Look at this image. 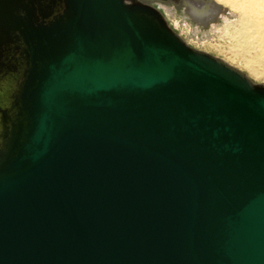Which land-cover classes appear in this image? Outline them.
<instances>
[{
    "label": "water",
    "instance_id": "water-1",
    "mask_svg": "<svg viewBox=\"0 0 264 264\" xmlns=\"http://www.w3.org/2000/svg\"><path fill=\"white\" fill-rule=\"evenodd\" d=\"M151 2L0 0V264H264V84Z\"/></svg>",
    "mask_w": 264,
    "mask_h": 264
},
{
    "label": "rangeland",
    "instance_id": "rangeland-1",
    "mask_svg": "<svg viewBox=\"0 0 264 264\" xmlns=\"http://www.w3.org/2000/svg\"><path fill=\"white\" fill-rule=\"evenodd\" d=\"M204 1L208 5L207 10L197 16L189 14L182 2L166 0L179 22L178 25L170 23L172 28L193 48L223 59L246 73L253 82L264 84V39L261 42L256 37V24L246 27L242 23L241 11L236 10V5L230 2L225 5L217 0ZM185 21L188 22L187 26ZM197 28L199 39L193 33Z\"/></svg>",
    "mask_w": 264,
    "mask_h": 264
},
{
    "label": "bare ground",
    "instance_id": "bare-ground-1",
    "mask_svg": "<svg viewBox=\"0 0 264 264\" xmlns=\"http://www.w3.org/2000/svg\"><path fill=\"white\" fill-rule=\"evenodd\" d=\"M217 1L221 4L224 3L225 5H227L228 2H230V4L236 5V10L241 11L240 15H241L242 23L246 27H251V26L253 27L252 23H255L256 24V28H255L256 37L261 39L262 40L261 42H263V39H264V0H217ZM180 2H182V5L187 8L186 10L189 12V14H191V15L194 14L197 16L201 15L203 12H205L207 10L206 6H208V5H206L204 0H178V3H180ZM151 3L153 5L157 4V6L156 5L155 6L164 14V16L168 20L169 24L170 23H175L176 25L179 24L173 10L167 6L166 2H162L161 0H152ZM158 6H160V7H158ZM185 24L187 26L188 22L185 21ZM214 27L217 28V26H214ZM191 30H190V35L192 34ZM203 32H204V30H203ZM193 33H195L196 37L199 39V34H198L199 28H197L195 31H193ZM204 35H205V33H204ZM194 38H192V40H194ZM259 47H260V45H259Z\"/></svg>",
    "mask_w": 264,
    "mask_h": 264
},
{
    "label": "flooded vegetation",
    "instance_id": "flooded-vegetation-1",
    "mask_svg": "<svg viewBox=\"0 0 264 264\" xmlns=\"http://www.w3.org/2000/svg\"><path fill=\"white\" fill-rule=\"evenodd\" d=\"M163 2H166V1H163ZM154 5H156V6H157V4H154ZM158 7H160V6H158Z\"/></svg>",
    "mask_w": 264,
    "mask_h": 264
}]
</instances>
